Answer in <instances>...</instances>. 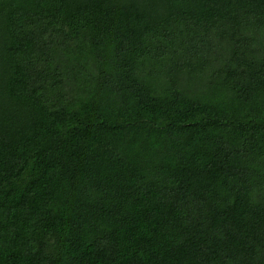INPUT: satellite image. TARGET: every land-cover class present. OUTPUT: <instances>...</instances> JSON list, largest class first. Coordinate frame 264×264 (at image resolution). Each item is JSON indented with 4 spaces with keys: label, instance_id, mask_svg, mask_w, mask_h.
Wrapping results in <instances>:
<instances>
[{
    "label": "trees",
    "instance_id": "obj_1",
    "mask_svg": "<svg viewBox=\"0 0 264 264\" xmlns=\"http://www.w3.org/2000/svg\"><path fill=\"white\" fill-rule=\"evenodd\" d=\"M0 264H264V0H0Z\"/></svg>",
    "mask_w": 264,
    "mask_h": 264
}]
</instances>
